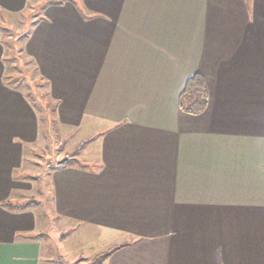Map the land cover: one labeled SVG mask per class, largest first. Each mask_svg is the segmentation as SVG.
Returning a JSON list of instances; mask_svg holds the SVG:
<instances>
[{"label": "crops", "instance_id": "crops-1", "mask_svg": "<svg viewBox=\"0 0 264 264\" xmlns=\"http://www.w3.org/2000/svg\"><path fill=\"white\" fill-rule=\"evenodd\" d=\"M28 13L21 54L53 122L103 127L94 157L49 173L54 218L124 244L105 264H264V0H0L2 26ZM4 41L0 264H40L25 170L43 144L39 109L3 85ZM194 74L199 114L180 106Z\"/></svg>", "mask_w": 264, "mask_h": 264}, {"label": "rangeland", "instance_id": "rangeland-1", "mask_svg": "<svg viewBox=\"0 0 264 264\" xmlns=\"http://www.w3.org/2000/svg\"><path fill=\"white\" fill-rule=\"evenodd\" d=\"M1 18L0 34L5 37L3 43L5 50L3 49L4 54L1 58L3 69H5L2 83L13 95L25 92L30 103H35L39 109V130L43 144L40 147L36 146V149L30 153H27L28 149L26 150L25 156L28 159L31 158L32 163H25V170H30L27 175L32 177L29 180L32 190L26 193L27 201H33L30 202V205H35V210L41 216L43 243H48L49 248V258L47 259L43 254L40 264H91L97 256L108 253L118 240L106 233L87 231L83 226L72 230L60 220L55 219L51 211L53 196L49 173L56 165L58 157L60 160L70 157L71 160L64 163L67 165H73L77 161L78 163L87 162L94 157L100 139L99 132L103 128L102 124L88 120L80 128L67 129L59 128L58 123L53 122L52 112L48 107L49 103L47 105L45 102L47 87L38 79L33 64L21 54L20 45L26 33L24 29L28 28L27 22L30 13L26 15V21L17 22L15 20L6 26H2ZM43 107H45V111H40ZM5 112L7 116L13 117L18 124L20 123L21 132L28 130L27 126L30 125V122L26 119L28 118L26 113L12 109L8 112L7 108H5ZM5 112H3L4 115ZM20 116L21 119L17 120ZM0 121H2L1 112Z\"/></svg>", "mask_w": 264, "mask_h": 264}, {"label": "trees", "instance_id": "trees-1", "mask_svg": "<svg viewBox=\"0 0 264 264\" xmlns=\"http://www.w3.org/2000/svg\"><path fill=\"white\" fill-rule=\"evenodd\" d=\"M193 97H196V100L192 104L188 105V102ZM207 105V87L205 78L201 74H194L190 76L180 95V106L187 112L193 114H199L204 111ZM69 159L68 161H70ZM57 163V161H56ZM124 246L117 245L113 247L108 253L97 256L91 264H105L108 258L113 254L115 250Z\"/></svg>", "mask_w": 264, "mask_h": 264}, {"label": "water", "instance_id": "water-1", "mask_svg": "<svg viewBox=\"0 0 264 264\" xmlns=\"http://www.w3.org/2000/svg\"><path fill=\"white\" fill-rule=\"evenodd\" d=\"M68 160H69V157H65V158L59 160L57 163H58V164H63V163H65V162L68 161Z\"/></svg>", "mask_w": 264, "mask_h": 264}]
</instances>
